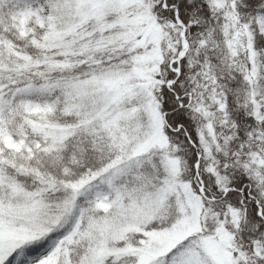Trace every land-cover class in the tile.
<instances>
[{"label":"snow or ice","instance_id":"1","mask_svg":"<svg viewBox=\"0 0 264 264\" xmlns=\"http://www.w3.org/2000/svg\"><path fill=\"white\" fill-rule=\"evenodd\" d=\"M0 264H264V0H0Z\"/></svg>","mask_w":264,"mask_h":264}]
</instances>
